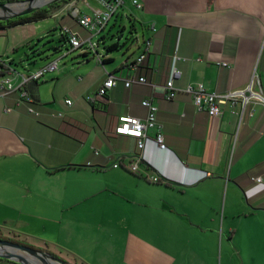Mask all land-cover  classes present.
I'll return each mask as SVG.
<instances>
[{
    "label": "crops",
    "instance_id": "crops-1",
    "mask_svg": "<svg viewBox=\"0 0 264 264\" xmlns=\"http://www.w3.org/2000/svg\"><path fill=\"white\" fill-rule=\"evenodd\" d=\"M74 1L83 14L102 10L97 0L94 8ZM141 1L142 10L127 2L116 14L131 23L120 52L98 49L99 62L75 50L24 85L38 116L17 92L0 96V229L80 264H222L223 251L227 262L264 264V108L247 104L240 119L241 103H227L211 117L190 93L164 97L173 55L184 58L175 62L177 89L201 83L223 93L254 72L264 86V0ZM63 6L52 14L58 31L86 38ZM39 22L0 29V57L17 71L49 62H23L46 34ZM108 74L115 86L88 102ZM140 76L145 83L124 85ZM144 99L157 106L164 148L155 128L141 149L115 133L120 116L146 117Z\"/></svg>",
    "mask_w": 264,
    "mask_h": 264
},
{
    "label": "built area",
    "instance_id": "built-area-1",
    "mask_svg": "<svg viewBox=\"0 0 264 264\" xmlns=\"http://www.w3.org/2000/svg\"><path fill=\"white\" fill-rule=\"evenodd\" d=\"M102 7L100 12H92L91 14H83L76 6L75 1L71 0L66 3L62 8L67 10L69 16L75 20V22L84 29L87 34L86 38L81 37L78 32L72 30L68 26H61V33L67 34L69 38L70 46L67 49V53L78 50L82 53H93L96 56L97 61H102V56L98 52L99 43L93 41V37L100 34L106 27L110 19L116 15L119 9L126 6L129 2L130 6L136 10H142L143 3L141 0H97ZM154 31L153 26H150ZM149 41L144 40L142 42L143 51L138 56L136 63H139L144 58L146 52H148ZM66 53V54H67ZM65 54V55H66ZM177 60H184L176 55L172 56V64L169 71V78L166 82V90L164 97L166 99H173L176 97L179 91L190 93L193 99V103L196 109L205 110L211 117L220 116L223 112V106L229 103L234 106L237 102L241 103V111L239 117L241 119L244 108L247 104H258L264 108V86L260 83L258 76L254 72L248 81V83L240 89L228 90L223 93L208 92L201 83L196 85H188L184 89H177L173 85V80L179 76L180 72L175 66ZM58 59H53L46 64L26 72H19L12 66L6 64L0 57V96H5L13 92L18 93V103L26 105L28 113L33 116H38L39 112L34 108V98L24 88V85L30 81H39L48 72L57 70ZM223 66L228 64L223 62ZM133 64L130 65L132 67ZM18 80L15 82L14 80ZM144 77L127 78L124 80L126 87L131 86L133 83H145ZM116 77L112 74H108L107 77L101 82L97 90L85 97L88 102L95 100H104L107 93L115 86ZM65 104L71 105L70 99L64 100ZM141 105L146 108L147 115L144 119L133 116H120L118 123L115 127V133L118 135L132 137L136 140V145L139 149L143 148L144 140L146 138V132L149 128H155V142L160 148H164L162 128L157 122L156 112L157 106L152 103L150 99H144L141 101ZM10 108H6L5 111H10ZM251 114V113H250ZM60 116L61 114L58 113ZM142 156H139L135 161L127 165L130 171H137L138 164ZM119 166L118 162L112 164V167ZM151 181L156 182L159 180L158 176H150ZM253 180L259 181L260 178H254Z\"/></svg>",
    "mask_w": 264,
    "mask_h": 264
},
{
    "label": "rangeland",
    "instance_id": "rangeland-1",
    "mask_svg": "<svg viewBox=\"0 0 264 264\" xmlns=\"http://www.w3.org/2000/svg\"><path fill=\"white\" fill-rule=\"evenodd\" d=\"M56 1L58 0H43V2L45 3L42 6L49 5ZM81 1L83 2L82 4H84L85 6H93V8L95 7V4H94L95 0H81ZM26 3L27 1H22V2L16 1V2H13V4L9 5V7H10V10L14 11V10H18L22 8L23 6L26 7L27 5ZM136 26L139 27L138 24ZM37 27L41 31H45L46 34L45 36L41 37V40L39 41L35 40V44H36L35 47L38 46L37 47L38 50H41L40 57L36 55L38 56L36 57V59L38 58V60H41L39 58H43V60L45 61L46 60L51 61L53 59L59 58V61L61 63L64 59H66L67 57H71L73 54L77 52V51H73V52L67 53V48H68L67 43L64 46H62L60 49H56L57 46L61 44V42L58 40L59 33L55 25V18L53 17V15L37 23ZM130 31H131L130 21L117 18V16L114 15L110 19L105 30H103L100 34L96 35L95 37H93V41H97L99 43L98 49L101 51H105L106 46H109L110 44L115 43V42H118L121 45L120 47L124 48L127 43L126 39L128 38ZM103 37L104 39L102 40ZM120 47L119 49L113 50L112 52H108V53L106 51L105 52L106 54H113V53L117 54L121 50ZM28 65H31V63H29ZM14 67H16L19 72L21 71L24 72L25 70L28 69L27 67H23V66L20 67L19 65H16V64L14 65ZM0 239L10 240V241L17 242V243L22 242L24 245L47 251L48 253L63 259L68 264H80V262H78L76 259L68 255L67 253L58 250L57 248L44 245L42 243H38L35 241L33 242L31 240H25L23 238L15 236L14 234L8 233L5 230L0 229ZM224 256H225V252L223 251L222 264H237V261L233 259H229V261L227 262ZM218 264H220V259H219Z\"/></svg>",
    "mask_w": 264,
    "mask_h": 264
},
{
    "label": "trees",
    "instance_id": "trees-1",
    "mask_svg": "<svg viewBox=\"0 0 264 264\" xmlns=\"http://www.w3.org/2000/svg\"><path fill=\"white\" fill-rule=\"evenodd\" d=\"M16 1L22 2V1H29V0H0V4L13 3ZM70 1L71 0H58L56 2L49 4V5L39 7L38 9H36L30 13H27V14L9 17L6 19H0V29L13 27V26L20 25V24L36 23V22L42 21V20L50 17L52 14H54V12H56L59 8H61V6L65 5L66 3L70 2ZM58 33H59V37H58L59 39L58 40L61 42V44H59L56 49H60L66 43L68 44V48H69L70 43H69V38H68L67 34L61 33L60 30L58 31ZM130 34H131V32H130ZM103 39H104V37L102 38V40ZM39 40H41V38ZM35 46H36V44L31 45V46L29 45V47H28L29 52L26 55L27 58L24 59L23 62H25L27 64H29V63L32 64V61H34L36 59V57H38V56L40 57L41 50H38V48H37L38 46L37 47H35ZM120 46L121 45L118 42H115V43L110 44L109 46H106L105 51L107 53L112 52L113 50H117ZM36 55H38V56H36ZM39 59H43V58H39ZM53 256H55V255H53ZM55 257H57V256H55ZM57 258H59V257H57ZM59 259H61V258H59ZM61 260L63 262H65L66 264H68L63 259H61ZM0 264H20V263L0 257Z\"/></svg>",
    "mask_w": 264,
    "mask_h": 264
},
{
    "label": "water",
    "instance_id": "water-1",
    "mask_svg": "<svg viewBox=\"0 0 264 264\" xmlns=\"http://www.w3.org/2000/svg\"><path fill=\"white\" fill-rule=\"evenodd\" d=\"M37 1L38 0H29L26 3L27 4L26 7L23 6L22 8L18 10H14V11L10 10V7H9V5L13 3L0 4V9L4 10V14L0 15V19H6L9 17H14V16L30 13L38 9L45 3V2L38 3ZM5 248H8L9 252L5 251L6 250ZM19 253L24 254V255H20ZM26 255L34 256L36 259L43 261L44 264H47L46 262L48 260L54 261L58 264H66L61 259L51 255L47 251L34 248L31 246H27L24 244H19L17 242H13L10 240L0 239V257L1 258L12 260L20 264H30L27 261L29 258H27Z\"/></svg>",
    "mask_w": 264,
    "mask_h": 264
},
{
    "label": "bare ground",
    "instance_id": "bare-ground-1",
    "mask_svg": "<svg viewBox=\"0 0 264 264\" xmlns=\"http://www.w3.org/2000/svg\"><path fill=\"white\" fill-rule=\"evenodd\" d=\"M37 2H38V3H42L43 0H38ZM0 13H1V15H3V14H4V10H3V9H0ZM5 249H6L5 251H8V252H9V249H8V248H5ZM19 254H20V255H24V254H21V253H19ZM26 257L29 258L27 261H28L30 264H44L43 261L36 259L34 256H29V255L27 256V255H26ZM46 263H47V264H58V263H56V262H54V261H51V260H48Z\"/></svg>",
    "mask_w": 264,
    "mask_h": 264
}]
</instances>
